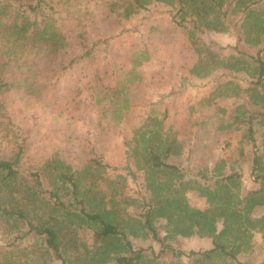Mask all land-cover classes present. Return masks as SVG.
Segmentation results:
<instances>
[{"label":"rangeland","instance_id":"1","mask_svg":"<svg viewBox=\"0 0 264 264\" xmlns=\"http://www.w3.org/2000/svg\"><path fill=\"white\" fill-rule=\"evenodd\" d=\"M22 1L0 0V96L10 116L0 119V155L12 156L22 144L21 166L51 167L46 184L67 200L72 193H63L71 188L52 160L69 173L96 171L95 209L137 245L158 250L139 216L151 202L165 241L190 256L156 259L149 251L141 264H264V91L249 57L264 59V36L240 37L242 6L227 0L208 23L194 20L174 0H147L132 13L124 0L116 7L99 0H45L42 8L57 17L69 42L52 50L15 41L1 25ZM21 11L31 16L26 5ZM79 32L100 42L92 57L69 69L81 50ZM207 47L222 59H202ZM155 131L173 144L168 161L180 172L146 162L142 138ZM94 159L108 165L105 172ZM80 179L81 196L89 185ZM34 199L27 218L0 212V264H113L128 252L120 239L98 241L97 224L74 208L58 210L53 200ZM30 221L63 228L65 260L42 236L17 239ZM215 243L235 256L215 252L200 260L191 253Z\"/></svg>","mask_w":264,"mask_h":264},{"label":"trees","instance_id":"2","mask_svg":"<svg viewBox=\"0 0 264 264\" xmlns=\"http://www.w3.org/2000/svg\"><path fill=\"white\" fill-rule=\"evenodd\" d=\"M151 2V0H149ZM180 6V10L189 14L194 20H205L214 22L215 18L222 11L224 2L227 0H174ZM23 3H17L18 7L13 13L12 18L2 23L6 29V32L15 36L16 40H22L26 45L29 42L37 41L41 44L51 46L53 50H59L67 48L69 45L68 36L64 32V28H60L57 17L52 13H47L42 5L46 4L45 0H23ZM102 4H107L116 7L119 4V0H99ZM125 11L132 13L137 11L138 8H144L147 4V0H124ZM236 2L242 6V13L244 22L240 26L239 34L243 39L247 34L249 36L252 32H255L256 38L262 39L264 36V1L263 0H231L230 4ZM21 5L27 6V11L31 13V16H26L24 11H21ZM53 8V7H50ZM84 11H88L85 7ZM211 15L216 17H210ZM91 16V15H90ZM70 20V19H69ZM81 25V23H78ZM256 39V40H257ZM241 40V39H240ZM76 45L81 47L80 52L71 56L67 67L71 69L75 63L84 62L93 56V52L100 41H94L85 37L83 32H79L75 37ZM215 47L218 45H215ZM104 48H107L105 46ZM68 50H66L67 52ZM208 56L202 57V59L215 58V56H223L222 54L215 53L214 49L207 47L205 51ZM260 52H264V45L260 49ZM249 57L253 60L257 69V83L264 91V59L261 56ZM222 59V58H221ZM7 99L0 96V119L9 118L10 116L6 112ZM9 120V119H8ZM142 140L146 162L152 168L158 171H170L180 172L181 169L174 164L169 163L168 159L174 152L172 143H164L158 132L155 131L152 135H143ZM24 147L22 144L15 146L14 155L10 157H4L0 155V212L4 215L14 216L17 218H27L26 207L35 204V197L42 196L49 202L53 200V208L66 211L68 208H74L75 212L84 217V219L97 224L94 228V235L98 241H106L111 239H120L123 241L127 248V253L117 255L113 259V264H141L147 252L156 258L172 257L175 256L179 259L190 256L185 251L174 247L170 243L166 242L161 235L159 229L154 224V210L152 203L150 202L148 209H143L139 212L140 219L148 229L154 241L159 243V249L153 247H143L137 245L130 237V235L117 223L112 220L109 215L105 214L103 209H95L96 200L93 197L92 179L96 177V171L90 168L87 169H75L72 173L61 168L56 160H52L53 167L59 170L61 174V181L68 182L71 191H66L63 194L72 193L73 200H67L63 197L58 190L50 189L47 186V179L52 177L51 167H38L35 170H31L21 166V159L23 157ZM134 154V152H133ZM132 154V155H133ZM94 166L99 169V172H105V168L108 165L101 162L99 159H94ZM61 164V162H60ZM86 178L88 183V190L83 192L80 196V178ZM90 176V177H88ZM63 192V191H62ZM52 203V202H51ZM100 208V204H97ZM109 210V209H108ZM45 225L36 224L30 221V228L28 231L21 233L18 238H24L31 234L44 237L47 246L53 251L59 259L65 260L63 239L65 234L62 231V227L58 225H51V223ZM215 252H222L235 256L232 249H227L225 245L215 243L212 247L204 251H191L192 254H197V258L202 260L204 258L211 257Z\"/></svg>","mask_w":264,"mask_h":264}]
</instances>
